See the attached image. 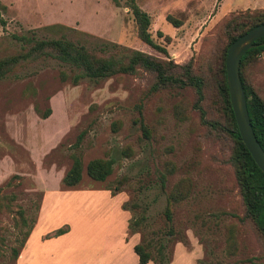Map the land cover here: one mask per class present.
<instances>
[{
	"label": "rangeland",
	"instance_id": "1",
	"mask_svg": "<svg viewBox=\"0 0 264 264\" xmlns=\"http://www.w3.org/2000/svg\"><path fill=\"white\" fill-rule=\"evenodd\" d=\"M134 2L148 15L150 38L165 54L136 37L125 0H0L5 21L0 25V57L16 52L19 43L12 35L23 34L61 36L97 54L116 44L175 64L191 60L193 71L208 78L203 120L219 118L207 62L223 42L224 20L264 10V0ZM50 25L67 30H43ZM263 55L243 69L246 82L261 98ZM74 72L44 58L0 79V195L14 196L9 210L0 208V264H137L132 245L163 241L164 194L183 177L190 191L173 208L167 264H264V242L247 221L239 220L241 204L228 162L230 140L200 119L191 89L150 91L153 75L140 69L82 78L73 85ZM60 73L67 78L61 81ZM71 154L81 160V179L66 188L60 180ZM93 158L113 160L102 182L84 173L85 163ZM166 168L161 190L156 175ZM19 210L31 230L27 246L25 241L12 261L10 248L17 247L25 230L13 226ZM141 214L143 224L129 228ZM57 228L65 231L45 238ZM228 232L235 245L232 254L226 250Z\"/></svg>",
	"mask_w": 264,
	"mask_h": 264
},
{
	"label": "trees",
	"instance_id": "2",
	"mask_svg": "<svg viewBox=\"0 0 264 264\" xmlns=\"http://www.w3.org/2000/svg\"><path fill=\"white\" fill-rule=\"evenodd\" d=\"M125 6L131 13L136 37L142 43L165 54V49L154 44L150 38L148 15L136 5L134 0H125ZM2 10L3 7L0 6L1 26L5 24L1 16ZM166 20L169 21V17H166ZM261 23H264V10L243 12L224 20L222 24L223 42L217 47V51L206 65L216 98L213 106L219 118L207 119V121L203 120L205 110L201 107V103L204 98V89L209 86L208 78L203 71H193L191 60L183 64H175L172 61L157 59L138 50L124 49L116 44H111L106 53L97 54L61 36L58 38H35L32 35H12V38L19 43V49L16 52L0 57V79L28 63L47 58L66 65L75 71L70 77L73 85L82 78L103 79L117 74H135L140 69L153 75L150 91H157L162 88L191 89L194 95L193 108L198 111L200 119L212 128L221 130L230 140L231 151L228 156V162L233 170L241 204L242 216L239 220L247 221L255 231L256 236L264 242V175L255 166L240 141L228 101L223 67L225 50L229 43L248 29ZM43 30L60 33L62 30H67V27L50 25L43 27ZM157 34L159 36V33ZM261 42H264V36L254 42V44H257L255 47L248 49L241 56L238 63V77L244 94L252 132L264 152V97H259L243 76L245 66L264 52V44L259 45ZM66 78L65 74L60 73L61 81ZM48 112V109H46L42 116L45 117ZM138 127L142 136L147 138L146 127L141 122H139ZM80 137L81 134H78L73 147H77ZM70 161L68 169L60 180L61 184L66 188L76 186L81 179L82 164L80 158L75 154H71ZM112 163L113 160L111 158L90 159L84 165V173L89 179L102 182L111 173ZM168 171L169 168H166L164 172H157L156 179L161 190L164 187L165 174ZM189 191V180L183 177L177 180L164 194V206L161 210V216L167 224V228L161 232L163 241H156L153 244H151V241H143L132 245L131 249L136 256L137 264H145L149 261L156 264L168 263L169 257L165 249L167 248V243L171 242L173 237V230L169 226L173 208L180 200L188 196ZM13 199L14 196L12 194H1L0 208L9 210V204ZM17 215V218L13 221V226L25 227V230L17 242V247L10 248L12 261L16 259L31 230V222L27 223L20 210ZM144 220V215H139L129 222V228H138L143 224ZM64 231L65 228H57L50 234H46L45 238L58 236ZM232 237L231 232H228L225 238L228 254H232L235 247Z\"/></svg>",
	"mask_w": 264,
	"mask_h": 264
},
{
	"label": "water",
	"instance_id": "3",
	"mask_svg": "<svg viewBox=\"0 0 264 264\" xmlns=\"http://www.w3.org/2000/svg\"><path fill=\"white\" fill-rule=\"evenodd\" d=\"M264 36V23L258 24L229 43L225 50L223 61L225 87L234 123L240 141L248 152L255 166L264 175V152L261 150L252 132L245 98L238 77V63L241 56L250 48L255 47V41ZM264 42L259 43V45Z\"/></svg>",
	"mask_w": 264,
	"mask_h": 264
},
{
	"label": "crops",
	"instance_id": "4",
	"mask_svg": "<svg viewBox=\"0 0 264 264\" xmlns=\"http://www.w3.org/2000/svg\"><path fill=\"white\" fill-rule=\"evenodd\" d=\"M27 243H28V238L26 239V246H27ZM16 264H17V262H16ZM145 264H152V263H149V262H147V263H145ZM169 264H173V262H170ZM175 264V263H174Z\"/></svg>",
	"mask_w": 264,
	"mask_h": 264
}]
</instances>
